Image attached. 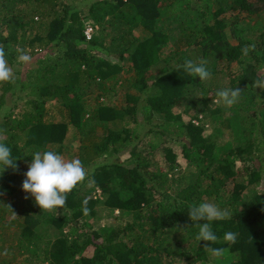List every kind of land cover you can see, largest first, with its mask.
Instances as JSON below:
<instances>
[{"label": "trees", "instance_id": "16d2710c", "mask_svg": "<svg viewBox=\"0 0 264 264\" xmlns=\"http://www.w3.org/2000/svg\"><path fill=\"white\" fill-rule=\"evenodd\" d=\"M85 3L0 0V49L14 73L0 82V142L17 159L0 175V264H264V88L253 85L264 79V0ZM185 59L206 60L211 77L186 73ZM232 87L238 102L215 108L216 93ZM71 128L95 184H78L58 210L21 199L33 154L63 155ZM165 139L181 150L163 147L157 160ZM200 202L234 213L213 222L212 246L228 248L226 259L195 239L187 209ZM103 209L117 223L97 227Z\"/></svg>", "mask_w": 264, "mask_h": 264}, {"label": "clouds", "instance_id": "9594fccd", "mask_svg": "<svg viewBox=\"0 0 264 264\" xmlns=\"http://www.w3.org/2000/svg\"><path fill=\"white\" fill-rule=\"evenodd\" d=\"M250 49H255V44L244 45L241 49L242 54L247 56ZM17 60L20 63H28L31 60L23 49H17ZM183 70L191 76L199 78L200 81H206L211 77V71L207 67V61L200 59L198 62L192 59H185ZM14 79V73L6 59V53L0 49V82H10ZM254 87L264 88V79H257L253 82ZM241 91L236 88H227L219 90L216 93L218 101L226 107H231L239 100ZM16 157L13 155L12 148L3 142H0V175L8 168L16 169ZM25 179L22 183V189L25 193L31 194L36 203L44 210H58L64 208L67 202V193H70L78 184L85 182L92 187L95 184L94 179H88V174L80 159L66 160L56 151L46 150L36 152L31 158L28 171L25 173ZM85 200L84 204L87 205ZM190 219L196 221L195 239L200 244L201 241L210 242L211 246L205 245L203 248L208 256L217 261L226 259L229 249L225 247H213V243L218 241L219 237L213 228L214 221L225 220L233 217V211L222 208L216 203L200 202L188 206ZM84 213L89 209L85 207ZM203 221V223H199ZM238 233L234 231L225 232L224 241L235 244ZM5 254H7L5 252Z\"/></svg>", "mask_w": 264, "mask_h": 264}, {"label": "rangeland", "instance_id": "374dc122", "mask_svg": "<svg viewBox=\"0 0 264 264\" xmlns=\"http://www.w3.org/2000/svg\"><path fill=\"white\" fill-rule=\"evenodd\" d=\"M93 1L95 0H89V3H85L84 5H90ZM84 10V8H83ZM85 11H88V9L85 7ZM136 34L138 36H141L142 35V30L139 29L137 30ZM122 77H124L123 73L121 75ZM118 104H120L119 102H117ZM121 104H125V103H121ZM56 102H50V105H48L51 109V113L53 114V116L51 115L52 119L56 120L58 118V120H61L63 118V115L62 113H59V108L58 106H56ZM214 107H218L220 108L221 110H223L224 108H226V106H224L222 103L220 102H214L213 103ZM20 108L19 110H21V107H24V103L23 102H20L19 104ZM121 106V105H120ZM19 110H16V112H18ZM142 120V119H141ZM123 128L122 125H120L118 127L119 130H121ZM213 124H211L209 121H208V124H207V127H206V131H205V136L206 137H209L213 134ZM73 134H74V129L71 128V131L69 132V136H68V139L65 143L66 146H64L65 148H68V150L66 149L65 150V153L62 155L66 160H71V159H77V156L79 155V150L77 148L78 146V143L77 141H74V138H73ZM224 136L221 137V141L223 142H226L227 140L231 139V135H230V132L228 130H226V132H224ZM152 139H144L142 141V143H139V145L137 146L138 150H148V142H150ZM161 143V141H160ZM163 147H173L174 150H181L180 149V146L179 145H175L172 141L170 140H166L165 139V142L162 146V144L160 145V148L158 149L159 151H157L155 153V158L157 160H162L163 159V153L160 152L162 150ZM71 150V151H70ZM76 155V158L72 157L71 155ZM180 159V157H179ZM30 164H28V167L25 169L26 171H28V168H29ZM87 187V186H86ZM88 188H91L88 186ZM100 193V192H98ZM20 196H21V199H29V197H31V194L29 193H25L22 189V184L20 186V192H19ZM104 211L101 212V214L99 215L98 219L95 220V224L97 227H99L100 225H106V224H109V223H114L116 221L115 217L116 216H119L118 213H114L112 215V213L109 211V210H106V209H103ZM117 223V221H116Z\"/></svg>", "mask_w": 264, "mask_h": 264}, {"label": "built area", "instance_id": "2783aa9c", "mask_svg": "<svg viewBox=\"0 0 264 264\" xmlns=\"http://www.w3.org/2000/svg\"><path fill=\"white\" fill-rule=\"evenodd\" d=\"M94 34V28L91 25H87V28L85 30V36L87 40H91Z\"/></svg>", "mask_w": 264, "mask_h": 264}]
</instances>
